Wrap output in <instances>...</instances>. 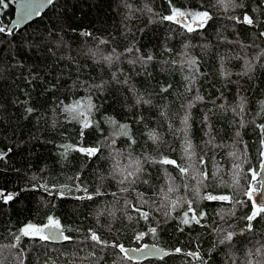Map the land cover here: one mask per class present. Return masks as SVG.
Instances as JSON below:
<instances>
[{"label": "trees", "instance_id": "obj_1", "mask_svg": "<svg viewBox=\"0 0 264 264\" xmlns=\"http://www.w3.org/2000/svg\"><path fill=\"white\" fill-rule=\"evenodd\" d=\"M172 2L193 10L207 6L213 20L204 29L188 33L175 23L160 20V16L169 14L168 0H56L54 8L22 27L18 34H0V150L11 149L0 161V190L20 193L16 201L0 203V264H163L159 258L129 261L118 248L110 246L117 242L125 247L141 246L135 234L151 227H156L157 233L144 236L142 242L183 250L182 254L165 257L167 264H196L187 256L189 251L206 254L208 264H231L229 255L234 253V258L242 261L249 249L264 243V221L253 222L254 231H245L248 222L243 216L249 213L251 200L244 196L248 186L243 178L239 185L233 184L231 166L238 161L229 155L237 152L247 156L253 166L259 163L256 157L260 143L254 125L264 121L260 112V101H264V37L259 36L264 32V0H237L243 9L228 11L217 6V0ZM14 11V2L9 0V7L0 14L1 21L9 23ZM243 13L259 24L252 27L228 19ZM100 40L109 43L101 45ZM126 48L133 51L126 52ZM90 50L104 55H112L114 50L118 59L106 63ZM149 54L153 59L144 63ZM192 58L198 62L199 71L193 91L186 92L185 77L193 72L186 61ZM246 61L252 62L251 71L246 69ZM101 82H105L103 90L89 87ZM169 84V92H161ZM197 89L204 100L191 109V138L199 146L198 154L206 153V160L211 157L207 170L217 178L211 181L214 189L209 190L247 203L240 206L201 201L199 206L208 215L199 226H184L178 219L163 215L166 209L161 200L169 182L163 170L158 174L156 165L144 163L142 178L149 183H137L129 192H122L118 169L129 163V154L143 161L145 157L155 158L157 152L166 153L168 145L178 149L173 158L181 154L182 134L176 132L174 136L171 128H181L180 106L193 99ZM137 95L151 99V104L136 105ZM89 96L99 110H89L88 118L99 121L100 126L84 130L83 144L100 151L88 158L69 151L65 157L60 146L77 145L82 124L64 112L63 105L76 100L87 105ZM240 96L247 99L243 128L239 127L240 117L230 110ZM17 101H27V105ZM26 106L35 111L26 113ZM205 113L215 136L213 144L224 147L205 146L209 138L205 135L209 129L202 122ZM109 118L129 125L136 143L130 145ZM237 131L247 147L239 143ZM149 132H155L164 143L149 139ZM168 171L180 185L172 199L176 195L192 199L196 182L188 181L190 187L185 189L178 174L171 168ZM247 172L248 164H244L242 174ZM77 174L80 180H75ZM80 181L92 200L76 198L85 195L75 190ZM44 183L57 188L68 185L72 192L64 199H53L41 188L22 190ZM96 191L100 195H95ZM200 191L203 194L204 190ZM137 193L148 199L143 210L150 212L152 222L137 220L135 209L126 203L139 206ZM232 211L235 216L230 215ZM48 216L60 220L72 241L56 243L24 236L19 241L14 239L26 223L42 225ZM217 228L237 230L239 239L233 248L219 244ZM91 230L108 241V246L91 241Z\"/></svg>", "mask_w": 264, "mask_h": 264}, {"label": "snow or ice", "instance_id": "obj_2", "mask_svg": "<svg viewBox=\"0 0 264 264\" xmlns=\"http://www.w3.org/2000/svg\"><path fill=\"white\" fill-rule=\"evenodd\" d=\"M14 2V0H13ZM181 0H177L179 4ZM56 4V0H20V11L19 18L14 19L10 22V25L4 26L0 25V34H4L7 36H12L14 34H18L21 30L22 26L27 23H30L33 19L42 17L45 11L49 8H54ZM169 8L167 15L160 16V20L169 21L175 23L178 26H181L186 32L193 33L198 29H204L208 22L213 20V16L207 10V6L204 10H193L188 9L187 7H178L173 4L172 0H168ZM127 7V5H125ZM217 6L223 7L225 11L229 9L235 10L236 8L243 9L242 3H237V0H217ZM9 7V0H0V14H2L3 10ZM151 11V9H148ZM254 11H259L256 9ZM264 14V13H262ZM228 19L234 21L240 25H248L252 27H256L259 24L257 19H254L253 16L243 13L242 16H229ZM51 31V30H50ZM84 35L91 36L92 33L85 32ZM260 37H264V32L259 33ZM109 41L100 40L99 44L107 45ZM187 47V46H186ZM126 52H132V48H126ZM92 55H99L100 59L105 61L106 63H111L114 58L118 59L114 50L112 55H104L100 53L98 50L92 52ZM264 56V53H261ZM261 57L258 56L256 59L259 60ZM153 57L149 54L144 59V63L151 61ZM188 66L192 68L193 72L189 77H185L188 80V84L186 85V92H192L193 88L196 84V74L198 73V62L192 58L186 61ZM253 68V64L250 61H246V69L251 71ZM224 75H230L229 73H223ZM247 74V72H245ZM31 75V74H30ZM202 75V74H201ZM36 79L35 76L32 77ZM113 79L116 80L115 75H113ZM117 83L119 81L117 80ZM124 84H128V80L125 79L123 81ZM89 87H93L99 90H103L105 87V82H101L97 85H90ZM172 88V85H167L166 87L161 88V92L168 93L169 89ZM223 95V94H221ZM204 97L199 94V89L196 90V95L193 99L189 100L187 104H182L180 107L183 109L182 115L179 116L181 128L175 129L171 128L173 135L175 136L176 132H180L182 135L179 137L180 142L183 147L179 150L180 155L176 158H173V153L177 152L176 147H172L171 145L167 146V152H157L155 158L153 157H145L144 160H140L136 157H133L129 154V163L126 165H122L119 169V183L123 185L121 188L122 192H129L132 186L137 183L148 184V179H143L142 177L145 174V170L143 168L144 163H151L157 166V173L161 170L168 176V184L167 191L163 193V199L161 200V204L166 209L163 211V215L165 217L171 219H178L180 225L184 226H192L201 225L202 220L208 214L200 208L201 201H213V202H229L230 204H238L240 206H244L247 201L235 199L231 195L227 194H214V190H209L210 188L214 189V185L211 181L215 180L216 174H210L208 172V160L205 159L204 154H198L197 148L198 145L193 144L191 138V128H192V116L191 109L196 107L197 102L203 101ZM87 105L84 104L82 100H76L72 104L63 105V111L70 114L73 120L80 122L82 124L81 131L79 133L80 141L77 145H61L60 147L64 150L62 155L67 157L69 151L83 154L86 158L94 157L100 151L98 147H89L83 144L84 139V130L93 128L94 130L99 129L100 122L96 121L94 118L89 119V110L96 109L99 110L98 107L91 102V97L87 98ZM27 105V101L20 102ZM151 104V99H144L142 95H137L136 105ZM261 109L260 112L264 115V101H260ZM247 105V99L244 96H240L239 103L231 107L230 110L240 117L239 127H245L244 122V114ZM221 108H224V105H220ZM25 111L28 114H31L35 111V109L31 106H26ZM141 119H143L141 117ZM109 122L117 125L121 132L120 134L126 136L131 144H135L136 140L132 136L129 125L127 124H117V122L109 118ZM202 122L206 124L209 131L205 132V135L208 136V140L205 141V146L212 145L213 147L219 148L224 147L223 145H214L213 141L215 140V136L212 135V126L210 123V117L208 114H202ZM254 124V121L252 122ZM257 129L258 140L260 143V148L258 149V154L256 159L259 163L256 166H253L249 161L247 156L243 154H239L237 152H231V155L234 158V162L231 166L232 176H233V184L239 185L241 179L243 178L247 183V190L244 191V196L248 197L251 200V207L249 208V213L243 216V219L248 222L246 223L245 231L252 232L254 231V223L253 222H261L264 221V203H258L252 198L256 195V186L252 184V181H256L258 186L261 189H264V121H262L259 125H254ZM171 127V126H170ZM236 137L239 138V143L245 144L243 141L241 134L239 131L236 132ZM149 139L153 140L156 143H164L162 139L155 133L149 132ZM11 149L9 148L7 151L0 150V161L5 160ZM244 164H248V172L242 174V166ZM171 168L178 174V177L182 179V186L185 189L190 187L188 181H195L196 186L192 188L191 195L192 199L187 197H182L176 195V199H172V195L177 194L180 189V185L175 183L176 178L171 176V173L168 171ZM219 169L217 168V172ZM250 174V175H249ZM35 180L36 177L33 176ZM75 180H80L79 174L75 177ZM33 188H41L49 195L53 196V199H64L71 192L72 188L68 185H61L57 188L55 184L49 185L48 183L44 184H34ZM55 189V191H53ZM201 189H203V194H201ZM75 190L81 191L85 193V195H81L76 197L79 200H92V194H88V188L83 186V181H80L79 184H75ZM95 195H100L99 191L95 192ZM137 198L140 201V205L136 206L132 202H127L130 208H134L137 213V220L143 219L146 222H152L153 217L150 215L149 211L143 210L144 206L149 203L148 199L145 198L143 193H137ZM264 195V193H262ZM20 196L19 192L16 193H5L0 190V203L7 205L9 202H14ZM155 204V201H153ZM160 208H157V211H160ZM172 212H177L176 216H171ZM231 216H235V212L232 211L230 213ZM222 220L224 216L220 217ZM129 220H132L133 217L129 216ZM180 232L184 231L183 227H178ZM19 235H15L14 239L19 241L21 236L24 237H32L34 239L38 238L43 241H51L62 239L63 241H72L73 237L71 235L65 234L64 227L61 224L60 220L53 216L47 217V222L42 225H37L34 223H26L19 230ZM219 236V244L225 245L227 248H233L234 244L239 239V234L234 230H227L223 228L216 229ZM157 233L156 227H151L147 232H141L135 234V239L142 240L146 235H155ZM91 241L95 242L97 245L108 246V241L104 240L100 235L97 234L95 230L90 231V235L88 237ZM113 248H118L125 259L131 261L134 259L132 255L129 254V249H127L124 245L117 243H113L110 245ZM136 251H142L144 257H157L159 258L163 264H167L165 257H171L177 254H182L183 250L179 247L173 248L169 251H165L159 248L157 245H147L143 246V249L137 248ZM187 256L192 257V259L196 262V264H208V259H206V254H202L199 251H189ZM228 259L231 261V264H264V243L259 244V246H254L252 249L247 251V254L244 256L243 260H238L234 258V253L228 256Z\"/></svg>", "mask_w": 264, "mask_h": 264}, {"label": "water", "instance_id": "obj_3", "mask_svg": "<svg viewBox=\"0 0 264 264\" xmlns=\"http://www.w3.org/2000/svg\"><path fill=\"white\" fill-rule=\"evenodd\" d=\"M14 7H15V11H14V15H13V17H12V19H11V21L12 20H14V19H18L19 18V11H20V0H15L14 1ZM36 19V18H35ZM34 20V19H33ZM32 20V21H33ZM10 21V22H11ZM10 22L9 23H3L2 21H1V18H0V24L1 25H4V26H8V25H10ZM28 24V23H27ZM27 24H25V25H27ZM24 25V26H25ZM24 26H22V27H24ZM83 32V31H82ZM24 189H33V187L32 186H25V187H23V189L22 190H24ZM262 193H264V189H261L260 188V191H258V192H256V195L254 196V200L256 201V202H258V203H264V195H262ZM64 231H65V234H67L68 235V230L67 229H65L64 228ZM51 242H56V243H59V242H64L62 239H57V240H51ZM147 245H153V244H155V243H146ZM145 245V244H144ZM144 245H141V246H133V245H131V246H127L126 248L127 249H129V254L130 255H132L133 257H134V259H132V260H134V261H142V260H145V259H147V258H157V257H144V255H143V252L142 251H136V249L139 247V248H141V249H143V246ZM155 245H157L159 248H161V249H163V250H165V251H169V250H171L170 248H165V247H163V246H161V245H159V244H155Z\"/></svg>", "mask_w": 264, "mask_h": 264}, {"label": "rangeland", "instance_id": "obj_4", "mask_svg": "<svg viewBox=\"0 0 264 264\" xmlns=\"http://www.w3.org/2000/svg\"><path fill=\"white\" fill-rule=\"evenodd\" d=\"M111 133H112V132H111ZM252 184H253L254 186H256V192L260 191V187L258 186V184H257L256 181H252ZM5 193H6V192H5ZM252 199L254 200V197H253ZM139 241H140V244H139V245H144V244H146V243L142 242L141 240H139Z\"/></svg>", "mask_w": 264, "mask_h": 264}, {"label": "bare ground", "instance_id": "obj_5", "mask_svg": "<svg viewBox=\"0 0 264 264\" xmlns=\"http://www.w3.org/2000/svg\"><path fill=\"white\" fill-rule=\"evenodd\" d=\"M5 12V11H4ZM159 193V192H158ZM140 242V241H139Z\"/></svg>", "mask_w": 264, "mask_h": 264}, {"label": "flooded vegetation", "instance_id": "obj_6", "mask_svg": "<svg viewBox=\"0 0 264 264\" xmlns=\"http://www.w3.org/2000/svg\"><path fill=\"white\" fill-rule=\"evenodd\" d=\"M235 231H237V230H235Z\"/></svg>", "mask_w": 264, "mask_h": 264}]
</instances>
